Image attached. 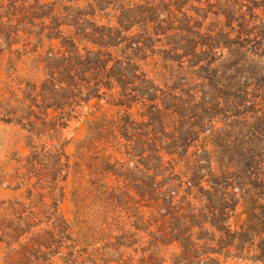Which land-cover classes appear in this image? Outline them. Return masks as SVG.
Segmentation results:
<instances>
[{"label": "rangeland", "instance_id": "1", "mask_svg": "<svg viewBox=\"0 0 264 264\" xmlns=\"http://www.w3.org/2000/svg\"><path fill=\"white\" fill-rule=\"evenodd\" d=\"M70 1L0 0V264H264V0Z\"/></svg>", "mask_w": 264, "mask_h": 264}, {"label": "trees", "instance_id": "2", "mask_svg": "<svg viewBox=\"0 0 264 264\" xmlns=\"http://www.w3.org/2000/svg\"><path fill=\"white\" fill-rule=\"evenodd\" d=\"M66 0H56V2H65ZM102 1V4H105L107 0H96V2ZM154 1V0H153ZM152 1V2H153ZM69 3H72V1L68 0ZM152 2H147L144 4H139L136 5V3H134L133 1H128L126 5L122 4L120 6H117V0H112L111 2H107V6L105 7L106 10L109 9L110 6H112V10H116L118 12V24L119 27L117 28H109L107 30L106 33H104L103 38L105 40H112L114 37H118L120 35H122V33H126L127 36L124 39H121L119 44L116 46L118 47L120 44H122L123 42H128L129 40L132 39L133 36V31H132V27L134 26V22L136 21L135 19L137 18V14H139V12H142V10H145L146 13H149L150 11L155 12V8L152 5ZM202 2V1H200ZM116 17V16H115ZM153 22V21H151ZM129 25V26H128ZM133 46L138 47V49H141L143 46L140 43L137 42H132ZM128 49H130V46H127ZM133 60L130 58H126V61L124 62H118V65H127L128 67L133 68L134 65L132 64ZM109 66V63L106 65ZM138 67L134 68V70L137 72L138 71ZM121 78H125V75H121ZM172 203L173 201H171V205L169 206L170 208H172ZM159 203L156 205V207H159ZM162 206H165V204H163ZM164 210V208H162ZM194 247V246H191ZM185 263V262H184Z\"/></svg>", "mask_w": 264, "mask_h": 264}]
</instances>
